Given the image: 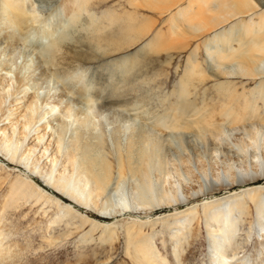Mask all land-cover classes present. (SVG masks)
I'll return each instance as SVG.
<instances>
[{
	"label": "rangeland",
	"instance_id": "374dc122",
	"mask_svg": "<svg viewBox=\"0 0 264 264\" xmlns=\"http://www.w3.org/2000/svg\"><path fill=\"white\" fill-rule=\"evenodd\" d=\"M93 1L90 4L89 12L91 11L92 15H96L100 19L99 22L108 27V33L112 34L111 36L118 37L121 35L124 29L123 25L128 24L125 22L127 15L134 18L139 16L143 19L139 22L146 21L145 23L153 25L150 28L151 32L140 42L119 51L109 49L110 46L105 42L106 53H102L96 50L92 39L84 38L86 33L82 26L90 23L87 13H85L86 15L83 14L82 22L70 25L63 13L57 14L63 0H29L28 3L34 2L37 14L41 15L42 18L46 19L55 15L49 24L50 27L59 34H67L69 39L73 37V42H69L71 45H66L65 57L67 60L64 61L63 66L67 71L69 68L68 73L84 71L83 80L87 84H96L95 80L101 75L97 68L102 64L109 63L113 59L127 57L130 54H140L142 53L140 49L143 46H148L155 40L160 39V43L168 44L160 51L155 50L152 53L139 56L140 65L136 67L137 69L133 73V83L131 82L130 86L122 89V100L126 101L125 104L116 105L117 107L112 110L104 105L105 99H99L95 102L93 110L98 122L96 119L94 120L97 122L95 129H93L94 126H91L89 128L90 134L88 133L84 138L95 143L97 140L92 135L98 134L105 141L106 151L111 152L113 139L111 134L114 130L123 129L131 124L136 125V127L143 125L152 129L153 134L166 140L162 153L164 168L161 171L154 170L151 174L152 194L159 198L166 190L168 192L178 190L179 203L169 207L160 205L151 211H138L134 214L125 213L118 218V224L122 226L121 229L116 230L118 224H115L113 226L115 231L110 232L102 226L106 227L109 223H115L116 219H105L94 210L82 209L64 199L67 205H73L72 208L79 216L86 217V219L92 218L102 226H94L92 222H87L85 218L81 219L74 214H68L62 221L52 225L51 222L57 214L63 213L62 215H64L67 212L64 210L60 212L57 208L49 206L43 198L37 199L34 196L35 193L30 192L29 184L19 181L21 179L19 176L30 180L36 186L39 185L38 187L45 190L50 196L61 199L60 195L53 189H49L43 180H39L37 177L33 178L29 172H26L25 167L34 166L39 172L42 171L45 174L49 167H53V159L58 157L54 166L53 178L59 176V172L68 174L71 168L67 162V147L73 131H68L65 145L60 153L56 143L57 136L55 135L53 138L50 129L43 130L37 127L31 132L27 140L21 143L19 138H21L20 133L23 131V122H21L20 117L16 119L21 110H17V112L14 110L16 107L12 108L8 113L10 119L3 116V111H0V235L2 236L0 237V249H8L7 246H11L10 253L13 257V262L3 264H141V260L144 259V257L139 256L143 247L140 248L142 242L146 243L147 250H153V254L155 253L154 255L159 257L161 263L165 262L162 264H212V255L215 254L216 247L213 246V239L209 236V231L205 225L204 206L202 204L222 198H228L225 200L227 203H235L240 200V198H236V195H239L242 189H255L257 185H252L249 179L253 172L261 173L264 170V130L259 131L263 135L259 132L257 134V141L260 139V144L259 142L256 144L249 142L251 147L248 146L249 149H245L246 151L242 155L237 150V140L243 133L239 129L232 131L226 128L225 134L228 136L224 135L223 143L219 141L221 144L218 142L217 149H213V146L201 142L192 135L184 133L170 135L167 129L156 126V118L166 115L177 119L182 113L179 110L180 107L185 105H193L197 109H201L206 104L209 105V110L213 106L219 107L220 97L217 89L227 85L228 82H234L240 93L243 90L248 91L247 100L250 99L249 101L252 102L255 97L251 95V92L261 81L234 76L217 79L211 78V74L213 69L219 70L217 69L218 61L222 56L220 49L227 50L226 53L230 52L228 46L222 47L218 33L220 31L226 32L230 28H234L235 31L237 28L249 27L260 17L240 18L225 24L226 26L223 28L200 34L201 37L184 35L185 37L178 39L175 37L179 31L177 30L178 12L187 5L199 8V0H181L175 8L168 12L166 9L157 11L147 7L135 9L134 0ZM197 8L194 9V12L198 10ZM4 34L6 32L3 31L2 34L0 27V46L5 43ZM43 36L38 30L31 32L25 41L18 42L17 50L10 49L4 54L0 52L1 66L2 63L12 60L14 57L12 61L14 64L11 63L13 72L9 75L13 80H9L10 89L13 92L17 88L15 77L20 71L26 75L30 74L35 80L40 78V53L38 51ZM224 37L226 40L234 38L233 34ZM105 38L110 39V36L107 34ZM77 48L80 50L78 51ZM187 72H192L194 76L192 82L195 83V86L191 87L187 96H183L184 89L181 85ZM120 74L121 71H116L111 74L110 78L113 80L120 79ZM202 74L209 76L205 78L204 82L197 80L198 78L201 79L199 75ZM53 85L58 89L65 88L61 82L43 83L39 87L42 88L41 92L45 95L49 89L53 88ZM107 90L103 93L105 97L110 92L109 89ZM93 93L102 94L96 93V91ZM67 97L69 99H66L71 102L76 111L87 109L88 102L85 101V98H80L79 95H68ZM11 101V97L7 99L3 109L8 108ZM258 108H263L264 111V104H259ZM57 112L56 114H58ZM218 119L219 123H223L220 118ZM223 124L227 126V123ZM74 125L76 124L74 123L70 128L73 129ZM6 128L7 132L4 134ZM10 136L12 142L18 147L17 158L19 156L21 159V155L23 157L22 162L17 165L10 164L4 156L6 155L4 152L5 142ZM231 147L236 153L238 151L240 158H238L239 155L232 156V153L226 151ZM29 149H32L30 154H28ZM110 158L113 159L112 156ZM232 175H236L237 180L242 181L243 184L241 186L237 184L231 189H227L225 185L232 182ZM134 180L126 178L120 190V196L127 198L132 205L137 193V183ZM259 183L264 186V180ZM211 184H215L216 189L220 188L214 193L211 192L212 195L209 194L210 191H207ZM154 189L159 191L160 196ZM162 190L164 191L162 192ZM127 193L129 195L132 193L130 197H133L130 198ZM261 198V205L264 206V194L261 195ZM245 203H249V200L247 199ZM248 206L250 207L240 222L242 224L239 227V235H236L238 236L237 242L242 243L241 250L237 252L236 259H239L233 261V264L244 258H253L251 262L253 264H264V213L257 212V206L253 204H248ZM176 212L180 215L167 217ZM193 213H198V215L193 218ZM68 219L70 220L69 224H67ZM132 221L138 224L128 236L127 228L123 224ZM140 222L148 223L141 226ZM189 229L191 233H189ZM180 231L184 232L181 238L178 236ZM176 237L178 238L177 242H175ZM220 241L221 238L216 241V245ZM179 242H182L181 245L175 248Z\"/></svg>",
	"mask_w": 264,
	"mask_h": 264
},
{
	"label": "bare ground",
	"instance_id": "6f19581e",
	"mask_svg": "<svg viewBox=\"0 0 264 264\" xmlns=\"http://www.w3.org/2000/svg\"><path fill=\"white\" fill-rule=\"evenodd\" d=\"M92 1L63 0L57 14L63 13L67 23L76 25L82 22L83 14L87 13L90 23L83 24L82 26L86 33L84 38L87 40L92 39L96 50L106 53L104 43L107 42V45L110 46L109 49L119 51L140 42L142 38H145L151 32L150 28L153 25L145 23L146 21L139 22L143 20L139 16L135 15L136 19L127 15L125 22L128 24L123 25L124 29L121 35L118 37L111 36L112 34L108 33V27L99 22L100 19L96 15H92L91 11V13L89 12ZM28 2L29 0H0V27L2 34L3 31L6 32L3 35L5 43H2L4 45L0 46V52L4 54L10 49L13 51L17 50L16 45H18V42L25 41L31 32L40 31L44 35L38 51L40 53V78L35 80L30 74L26 75L20 71L16 74L17 88L13 92L9 85V80H12L9 75L13 72L11 63L14 64L12 62L14 57H12V60L2 63V66L0 65V111H3V116H7L10 119L8 113H10L12 108L16 107L14 109L16 111L21 110L16 118L20 117L22 119L21 122H23V131L20 133L21 138H19L21 143L25 142L31 132L36 130L37 127L43 130L50 129L52 131L51 136L53 138L55 135L57 136L56 143L58 152L60 153L65 145L68 131H73L71 132V139L67 147V162L69 168H71L68 174L59 172V176L53 178L54 166L58 157L53 159V167H49L45 174L42 171L39 172L34 166L25 167V170L27 169L26 172H29L33 178L37 177L39 180H43L49 189H53L60 195L61 199L56 196H50L45 190L39 188V185L36 186L30 180L19 176L21 178L19 181L28 183L30 192L32 194L35 193L34 196L37 199L43 198L49 206L57 208L60 212L63 210L67 212L64 215H62L63 213L61 215L57 214L51 224H57L67 217L68 214L79 216L74 208H72L73 205H67L64 199L82 209L94 210L105 219H116L115 223H109L105 227L92 218L86 219V217L79 216L81 219L85 218L87 222H92L94 226H102V228L104 227L110 232L112 230L115 231V227L113 226L118 224V218L125 215V213L134 214L138 211H151L156 207H160V205L169 207L179 203L178 190L175 192L162 190L164 192L160 196L159 191L154 189L158 192L159 198L154 197L152 194L151 174L154 170L161 171L164 168L162 153L166 142L164 138L153 134L152 129L143 125L136 127L134 124H127L128 126L123 129L114 130L111 134L113 135L111 152L106 151L105 141L98 134L97 136L91 132V135L93 134L92 137L97 140L95 143L89 142L88 139L85 140L84 138L88 133L90 134L89 128L94 126L92 128L95 129L98 122L93 110L95 102L99 99H105L104 105L112 110L117 107L116 105L125 104L126 101L122 100V89L130 86L131 82L133 83V73L137 69L136 67L140 65L139 56L152 53L155 50L160 51L168 44L160 43V39L158 38L159 40L153 41L148 46H143L144 48L140 49L142 51L140 54H130L127 57L113 59L109 63L102 64L97 68L101 75L95 80L96 84H87L83 80L84 71L68 73L70 71L69 68L67 71L63 66V63L67 60L65 57L66 45H71L69 42H73V37L69 39V36H66L67 34L62 35L56 32L49 25L55 15L46 19L42 18L41 15L37 14L36 7L33 4L35 1L30 4ZM133 2L134 6H136L135 9L137 7H147L148 9L157 11L166 9L168 12L175 8L181 0H134ZM199 3V8L187 5L178 12L177 18L179 21L177 22V30L179 31H177L175 37H178V39L185 37L184 35L195 37L217 28H223L226 26L225 24L240 18L248 16H251V18L252 16L254 18L260 17L258 21H254L249 27L237 28L235 31L234 28H230L226 32L220 31L218 33V39L221 41L222 47L224 45L228 46L230 52L226 53L227 50L220 49L222 56L218 61L217 69L219 70L215 71L213 69L211 78L220 79L221 77L234 76L241 79L259 80L261 83L251 92V95L255 97L252 102L249 101L250 99L247 100L248 91L245 92L243 90L240 93L234 82H228L227 85L217 89L220 97L219 107L213 106L209 110V105L206 104L201 109H197L193 105H185L179 109L182 112L180 113L181 116H178L179 118H170L166 115L164 117H157L156 126L167 129L170 135L174 133H180L181 135L184 133L195 136L201 142L213 146V149H217L219 141L222 142L224 139L226 128L232 131L239 129L243 133L237 140V150L244 155L245 149H249V142H253L252 144L259 142L260 139L257 141V134L260 133L259 131L262 132L264 130V111L263 108H258L259 104H264V0H199ZM196 8L198 10L194 12ZM107 34L110 36V39L105 38ZM229 34H233L234 38L226 40L224 36ZM77 49L78 51L80 50L79 48ZM116 71H121L120 79L113 80L110 76ZM199 76L201 79L198 78L197 80L200 82H204L205 78L209 77L205 74ZM193 78L192 72L186 73L181 85L184 89L182 92L183 96H187L191 87L195 86V83L192 82ZM48 82H61L65 88L62 89L61 87L60 89L62 90L60 91V89L55 88L53 85V88L49 89L44 95L41 92L42 88L39 86ZM30 83L32 84L30 85ZM107 89L110 92L105 97L103 93ZM93 91L102 94H95ZM68 95H79L80 98H85V101L88 102L87 109L76 111L68 100ZM10 97L12 98L10 106L3 109V105ZM238 101L239 103H237ZM218 118L221 119V122L227 123V126L219 123ZM95 119L97 122L94 121ZM74 123L76 125L71 129L70 126H73ZM6 132L7 128L4 130V134ZM4 148V152H6L4 156L10 164L17 165L22 162V155L21 159H19V156L17 158L18 147L12 142L11 136L6 139ZM226 151L232 153V156L239 155L238 158H240L238 151L236 153L232 150V147ZM30 153H32V149H29L28 154ZM26 158L25 161L27 160ZM126 178L135 179L137 183V193L135 194L133 205L130 204L127 198L120 196L121 185ZM261 180H264V170L261 173L253 172L249 181L252 182V185L257 186H255V189H242V192L236 195V198H240V200L235 203H227L225 200L228 198H222L202 204L204 206L205 225L209 231V236L213 239V246L216 247L215 254L212 255V264H233V261L239 259H236L238 256L237 252L241 250L242 243L237 242L236 238L238 236L236 235H239V227L242 224L240 223L241 219L250 207L248 204L257 206V212L264 213V206L261 205V195L264 194V186L260 185L259 182ZM237 184L241 186L243 182L238 181L236 175H232V182L225 185V188L231 189V187ZM216 187L215 184H211L209 190H207L210 191L209 194L220 189H216ZM127 195L129 194L127 193ZM247 199L249 203L246 204L245 201ZM178 215L180 214L176 212L175 214H169L167 217L171 218ZM197 215L198 213H193V218ZM69 222L70 220L68 219L67 224ZM147 223L140 222L141 226ZM137 224L133 221L123 224L127 228L128 236ZM121 227L118 224L116 230L121 229ZM180 228H182L181 225ZM186 228L188 229V227ZM183 233V231L178 232V236L180 238L183 237ZM189 233H191L190 229ZM0 237L2 236L0 235ZM219 238H221V241L216 245V241ZM177 241L178 238L175 242ZM181 243L179 242L177 243L178 245H174L175 248L180 246ZM7 248L0 249V264L13 262V257L10 253L12 248L11 246H7ZM140 248L141 253L139 256L144 257L141 260V264L142 261L143 264H162L164 262L161 263L159 257H156L155 253L153 254V250L146 249V243L142 242ZM252 259L244 258L234 264H253L251 263Z\"/></svg>",
	"mask_w": 264,
	"mask_h": 264
}]
</instances>
